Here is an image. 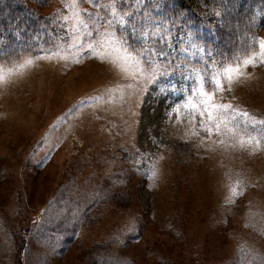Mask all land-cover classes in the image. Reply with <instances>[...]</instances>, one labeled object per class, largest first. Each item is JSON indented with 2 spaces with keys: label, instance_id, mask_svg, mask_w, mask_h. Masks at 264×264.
Masks as SVG:
<instances>
[{
  "label": "rangeland",
  "instance_id": "rangeland-1",
  "mask_svg": "<svg viewBox=\"0 0 264 264\" xmlns=\"http://www.w3.org/2000/svg\"><path fill=\"white\" fill-rule=\"evenodd\" d=\"M43 1L62 39L0 66V264H264V27L217 129L172 4Z\"/></svg>",
  "mask_w": 264,
  "mask_h": 264
},
{
  "label": "trees",
  "instance_id": "trees-1",
  "mask_svg": "<svg viewBox=\"0 0 264 264\" xmlns=\"http://www.w3.org/2000/svg\"><path fill=\"white\" fill-rule=\"evenodd\" d=\"M169 20L181 26L179 35L198 46L195 66L232 63L255 50L264 27V0H166ZM43 0H0V66L56 47L64 35L63 12L46 14ZM174 40V38H172ZM137 41V42H136ZM148 49L134 30V53ZM164 49L177 52L178 45ZM177 57H179L177 55ZM237 258H239V253ZM235 264V263H234Z\"/></svg>",
  "mask_w": 264,
  "mask_h": 264
},
{
  "label": "snow or ice",
  "instance_id": "snow-or-ice-1",
  "mask_svg": "<svg viewBox=\"0 0 264 264\" xmlns=\"http://www.w3.org/2000/svg\"><path fill=\"white\" fill-rule=\"evenodd\" d=\"M119 11L123 14V8L119 7ZM261 50V55L264 56V42L259 44ZM257 59L255 56H248L247 58L237 57L232 63L229 64H220L218 70L214 73H211L207 77V90L201 93L200 101V111H197L195 108L192 111L193 116H206L207 122L212 123L215 118L218 122L216 123V128L219 129V121L225 120L228 117H231L232 120L236 122V126L239 125L241 118L247 119L248 113H239V112H230L231 105H216L214 102L215 97L219 96L220 93L225 89L227 84H231L234 81L238 80L242 75V68L248 66H254V61ZM32 61H26V64H31ZM23 67V66H21ZM5 73L0 70V81L5 79ZM155 91V89H153ZM162 95H163V89ZM209 131V129H205Z\"/></svg>",
  "mask_w": 264,
  "mask_h": 264
}]
</instances>
